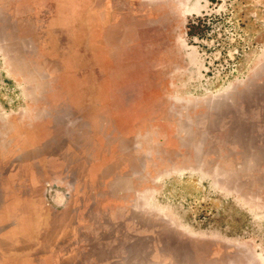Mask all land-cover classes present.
<instances>
[{"label":"rangeland","instance_id":"374dc122","mask_svg":"<svg viewBox=\"0 0 264 264\" xmlns=\"http://www.w3.org/2000/svg\"><path fill=\"white\" fill-rule=\"evenodd\" d=\"M0 264H264V0H0Z\"/></svg>","mask_w":264,"mask_h":264}]
</instances>
